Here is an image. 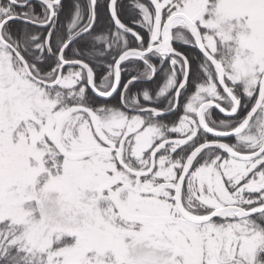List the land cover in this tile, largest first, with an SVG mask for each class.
<instances>
[{"label": "snow or ice", "instance_id": "6c2138e0", "mask_svg": "<svg viewBox=\"0 0 264 264\" xmlns=\"http://www.w3.org/2000/svg\"><path fill=\"white\" fill-rule=\"evenodd\" d=\"M0 264H264V0H0Z\"/></svg>", "mask_w": 264, "mask_h": 264}]
</instances>
